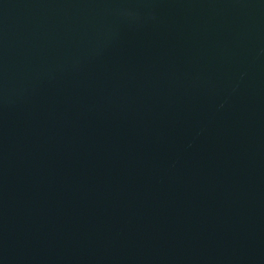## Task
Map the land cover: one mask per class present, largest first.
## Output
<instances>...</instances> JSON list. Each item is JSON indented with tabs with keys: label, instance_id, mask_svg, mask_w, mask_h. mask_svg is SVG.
Returning a JSON list of instances; mask_svg holds the SVG:
<instances>
[{
	"label": "water",
	"instance_id": "obj_1",
	"mask_svg": "<svg viewBox=\"0 0 264 264\" xmlns=\"http://www.w3.org/2000/svg\"><path fill=\"white\" fill-rule=\"evenodd\" d=\"M0 264H264V0H0Z\"/></svg>",
	"mask_w": 264,
	"mask_h": 264
}]
</instances>
